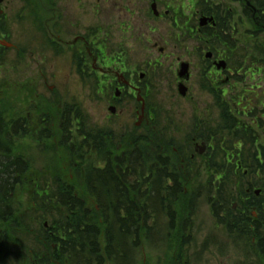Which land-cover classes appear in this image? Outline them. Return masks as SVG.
<instances>
[{
  "label": "rangeland",
  "instance_id": "obj_1",
  "mask_svg": "<svg viewBox=\"0 0 264 264\" xmlns=\"http://www.w3.org/2000/svg\"><path fill=\"white\" fill-rule=\"evenodd\" d=\"M195 1L197 0H158L160 9H175L176 15L181 17L184 24H196L198 26V21L195 22L196 9L193 7ZM260 1V4L264 5V0ZM111 2V0L66 1L64 7L67 13V22L63 26L64 32L60 35L65 45L62 46L64 53L56 55L48 45L46 46V41L51 39L46 30H44L46 33L44 38L31 21L24 24L18 22V15L25 18L22 1L6 0L1 6L5 16L0 21L4 23L5 27L0 30V42L14 46L7 54H3L0 45V99L5 98L6 101L14 104L17 108L15 113L21 116L27 110L34 112V109L45 108L46 113L51 111L47 115L51 121L45 119L41 123L42 119L40 120L36 115L31 116L34 125L42 128L47 125L54 127L57 125L56 122H59L58 128H60L65 122L61 118L58 119L59 114L58 112L54 113V111L57 110V107L62 109L63 104H68L73 110L80 111L81 115L73 112L80 119L78 122L76 120L74 122L76 127L73 129L74 134L83 136L82 132L92 133L98 129H113L120 132L119 138L125 142L127 134L124 137L121 132L128 128L131 130L130 136L132 135L137 121L135 115L137 103L131 99L132 95L127 90L124 92L127 96L121 95L115 105V88L120 82H124L117 74L122 72L127 80L131 79L135 86L142 90V94L147 92L146 97L151 103L150 108L153 107V109L158 110V113L163 106L165 107L162 108L163 111L172 110L170 111L171 114L175 116V120L179 122L182 128V131L180 130L177 134L180 144H176V147L180 149L179 154L182 160L190 159L194 153V144H186L185 135L191 132L189 130H192L196 119L201 122L202 120L209 122V127L211 130L213 129L212 133L216 131L215 129L222 127V124L224 125L221 118V111L223 110L217 107V98L219 104L223 103L229 107L228 111L232 114L234 122L239 125L236 132L240 135L243 131L249 130L248 135L250 137L248 140H254L257 150H264V68L262 69L264 66V34L254 31L252 21L246 22V18L243 27L234 32L233 45L227 49L230 50L227 51L228 70L223 73L222 77H218L214 74L210 75L207 71V64L203 61L205 53L201 54L204 45L198 41L195 43L194 39L185 36L181 31L174 28L171 18L155 22L152 17L146 15L147 20L144 19L143 24H147V27H139L140 23L134 21L138 25L136 30H126L125 27H120L124 22H127L126 16L120 15L116 11L114 14ZM222 2L223 0H215V4ZM44 7L43 4L42 9ZM148 9L150 8L148 7ZM114 17H118L117 23H115ZM96 27H102L103 30H100L93 37L90 31ZM78 36H85L86 42L83 46L82 43H79L74 48H70ZM87 43H89L88 46ZM213 45L211 44V46ZM99 48H101V54L97 51ZM217 49L222 53L225 50L221 47H217ZM89 50L96 52L98 58L96 71L93 69L92 60H87ZM77 55L81 60L77 58ZM77 62L81 64L84 74L79 73L80 66L77 65ZM182 62L191 65V78L186 83L189 94L186 98L181 97L178 93L180 81L177 74ZM251 64H254L252 68ZM140 75H145L143 80L140 79ZM51 87H54V90H51ZM213 88L218 90V95L212 94ZM223 89L227 91L225 94L222 93L224 96L219 93ZM209 92L211 93L209 94ZM37 95L44 96L43 101L52 103V105L42 103V100L38 102ZM35 99L37 100L35 101ZM57 104L59 105L57 106ZM236 105H240L241 108L237 110ZM110 106L116 107V114H111ZM242 109H245L246 113L253 114L256 119L253 120L251 115L248 117L238 115L242 113ZM52 115L55 116L52 117ZM204 126L208 125L204 124L200 130L201 125H199L196 134L202 133ZM188 127L189 132L187 131ZM136 133L141 134L140 131ZM234 135L235 133L230 134L223 131L219 136L222 142L220 139L212 142L211 151L208 150L206 156L203 158L196 157L192 164L187 162L189 168L194 166L192 175L197 176L192 188L195 189L194 195L198 198L194 205L195 215L192 214V222L188 223L189 217L186 216V207L190 202L178 201L179 197L174 198L176 202H172L171 210H163L160 213L161 216H156L149 221L148 226L151 232L145 233L144 236H134L131 232L125 233L123 231L117 233L116 228L114 229V213L104 214L99 211L100 216H102L99 218L102 221L101 224L105 227L110 225L111 228L103 231L102 226L99 227L102 229L101 232L82 233L87 234L84 235L87 238L83 239L89 260L86 263L94 264L102 257L105 264H264L253 247L254 241L251 240V237H246L240 231L231 233L227 226L226 212H222V218L225 222L223 225L214 217L209 202L208 191L219 189L220 186L216 181L217 176L214 175L215 171L219 170V166L223 165L221 164L223 159L219 154L226 150V145L232 141ZM147 142L149 143H143L139 146L140 151L143 149L142 157L145 163L148 162L149 171L153 169L150 174H147L152 178V182L149 189L151 202H149L148 208L143 207L146 220L153 206L158 209L161 208L160 200L162 201V198L159 191L161 174L155 170L164 166L160 160L166 154L162 149L158 151L154 146L157 145L156 142H159L158 138H150ZM152 142L155 143L152 144ZM26 144L29 149V161L32 165L30 172H52L56 165L54 164V151H51L50 145H47L45 141L46 145L42 146L41 143L34 140L33 142L27 141ZM85 144L89 145V143H84V146ZM134 149L135 147L132 145L126 147L123 144L118 151L116 150L115 155L109 154L108 156L115 161L111 163L112 169L120 167L119 163L122 161L131 162V158L136 153L133 151ZM250 150V146L247 145V148L243 149V154L249 153ZM62 151L64 150L62 149ZM162 155L164 156L161 157ZM67 157L68 155L65 154L58 156L60 163L63 161V166L66 165V167L68 166L64 162H66ZM185 163L186 161L175 158L173 170L177 167L183 168ZM79 164V162L78 164L72 162L69 164L70 167L65 169L71 179L74 175H78L77 173L80 175L84 173L83 168H74ZM106 165L108 162L101 161L98 166L103 168ZM187 171L181 173L190 174L191 171ZM110 173L115 174V176H122L118 173ZM128 179L130 184L132 181L131 174ZM143 179L141 193L144 198ZM211 181H214L215 184L213 185ZM128 185L123 183L121 192L116 194V201L107 200L108 207L117 206L125 198L123 188L131 191ZM250 185L254 186L252 189L263 190L264 173L257 172L242 183V187L237 191L240 194L234 193V197L238 196L242 200L240 206L238 205V208L233 210L236 217H242L256 211V208L252 206V204L257 203L254 198L263 201L262 205L264 206V193L260 198H256L253 192L248 194L247 190H249ZM184 192L187 193V190ZM22 196V210L25 212L29 209L30 197L28 194H22ZM172 197L173 195L166 196L167 199L170 198L171 200ZM130 200L131 197L129 196L127 201L130 202ZM215 200L220 203L218 198ZM249 202L251 204L250 209H244L243 205ZM235 204L237 203L235 202ZM96 207L99 208L98 205ZM180 207L183 208L180 211L182 220H178L179 215L175 214L174 220L177 221L175 225L188 223L187 228H184L180 236H187L188 234L190 236L188 237L189 242L181 241V239L176 240L179 234L170 236L169 230L172 219L169 218ZM19 213L17 206L15 217H19ZM254 226L255 224H253V231ZM189 227L190 230H188ZM128 228L130 227L126 225L125 230ZM10 239V243L0 256V264L25 262L30 254L29 250L22 248L20 237L10 236ZM187 243L189 244L187 245Z\"/></svg>",
  "mask_w": 264,
  "mask_h": 264
},
{
  "label": "trees",
  "instance_id": "obj_2",
  "mask_svg": "<svg viewBox=\"0 0 264 264\" xmlns=\"http://www.w3.org/2000/svg\"><path fill=\"white\" fill-rule=\"evenodd\" d=\"M28 19L45 38L46 33L41 29V26H38L37 17L30 16ZM21 21H23L22 18ZM1 29H3V25L0 23ZM219 31H214L211 34V39H214L212 44L214 45L210 46V49L217 55H219V50L214 47L217 42L222 43V41H225L233 45L232 33L225 36ZM50 43L53 42L46 41V46L48 45L52 50L57 51L56 45ZM1 51L3 54H7L11 50L1 48ZM19 55L21 54L19 53ZM252 65L254 64H251V68ZM37 97L35 98L38 99V102L42 100V103L52 105V103L43 101L44 96L37 95ZM148 106H151L150 102H148ZM56 109L54 113L58 112V119L61 118L65 123L60 128H58L59 122H56L55 128L52 125L42 128L34 125L31 116L36 115L40 120L42 119L41 123H43L42 121L45 119L51 121L47 117L51 111L46 113L45 108L34 109V112L27 110L21 116L15 113L17 108L14 104L6 101L5 98L0 99V229L3 230L4 248L7 246L9 236H19L22 248L29 250L30 254L27 256V260L25 262L21 261V264H55V260L60 264H88L86 263L89 261L88 254L82 251L86 248L83 239L87 237L79 235L101 232L102 229H99V227L102 226L103 231L111 228L110 225L105 227L101 224L102 221L99 218L102 216H100V212L104 214L114 213V229L116 228L117 233L123 231L125 233L131 232L134 236H144L145 233L150 231L149 221L156 216H161L160 213L163 210L166 211V206L159 207V209L153 206L147 220L144 218L141 191L145 161L142 157L143 149L140 151L139 146L143 143H149L148 140L134 131L131 136L129 134L125 138L124 142L123 139L117 137L113 129H98L92 133L82 132L83 136L74 134L73 129H76L74 122L80 120L77 118V114L81 116L80 111L73 110L68 104H63L62 109L59 107ZM54 116L52 115V117ZM228 120L231 121L232 119L228 118ZM232 126L233 123L230 125L229 131L236 134L237 129ZM248 137H250L248 134L239 135L237 133L236 137L232 138L233 140L226 145V150L219 154L223 159V163H221L223 165L219 166L220 176L217 177L220 186L216 190L210 189L208 195L210 196L209 202L214 217L225 225L222 212H226L229 231L231 233L240 231L246 237L250 236L251 240L255 239L256 242L253 247L259 258L264 262L263 201L254 198L257 203L252 204V206L256 208V218L252 217V213L236 217L233 211L235 202L240 206L242 201L240 197H234V193H239L237 191L242 187V183L259 171L264 173V150H257L254 140H248ZM33 140L41 143L42 146L46 145V141L47 145L52 148L51 151H54V164L56 167H53L52 172H30L32 165L29 161V149L26 142H33ZM80 140L84 142L82 143ZM235 141L237 142L234 143ZM84 143H89V145L85 144L84 146ZM154 143L152 142V144ZM121 144H125L126 147L132 145L135 147L133 151H136L131 158V162L125 160L119 163L121 168H131L133 170L130 184L128 180L130 175L115 176V174L109 172L112 168L111 163L115 161L108 155H115L122 146ZM156 144L158 145H154L156 149L161 151V144L159 142H156ZM247 145L250 146L251 150L249 153L243 154V149H246ZM63 154L68 155L66 162H64L68 167L72 162H76V164L79 162L80 164L74 168H83L84 173L82 175L77 173L78 175H74L71 179L68 171L65 170L68 167L63 166V161L60 163L58 159V156L60 157ZM174 156L173 153H166L164 158L160 160L164 164L162 168H170L173 171ZM98 157L101 158L98 159ZM100 160L108 162L103 170L98 166ZM179 160L182 161L181 158ZM185 161L186 165L181 169L190 170L191 172L190 174L179 173L181 188L178 192V201L195 204L198 198L194 195L195 189L192 188L197 176L192 175L194 166L189 168L187 165V162L192 164L195 160L186 159ZM123 183L125 185L129 184L131 191L123 188L125 198L117 206L108 207L107 200L116 201V194L121 192ZM185 190H187V193L184 192ZM22 194H28L30 197L29 209L25 212L22 210L23 206L21 204ZM129 196L131 197L130 202L127 201ZM216 198L219 199L220 203L216 202ZM17 205L20 211L19 217H15ZM96 205L99 206V210L96 209ZM105 205L107 206L105 207ZM188 206L186 211L190 210ZM243 206L244 209L248 210L251 204L249 202ZM182 210L183 208L180 207L171 216L172 223L169 232L170 236L179 234L176 240L181 239L180 234L184 228H187L188 224L175 225L177 221L174 220V215L178 214V220H182L180 213ZM104 216L107 217V215ZM46 223L48 228L45 227ZM253 224H255L254 231L252 230ZM126 225L130 227L127 230H125ZM53 245H57V249H53ZM94 264H105L104 259L101 257Z\"/></svg>",
  "mask_w": 264,
  "mask_h": 264
},
{
  "label": "flooded vegetation",
  "instance_id": "obj_3",
  "mask_svg": "<svg viewBox=\"0 0 264 264\" xmlns=\"http://www.w3.org/2000/svg\"><path fill=\"white\" fill-rule=\"evenodd\" d=\"M31 2L32 9H29L31 12V15L34 17H37V19L43 18V16L46 17L44 20V28L48 32V35L53 41H57L58 44L64 45V42L61 39V34L64 32V24L67 22V13L64 7V3L68 0H27ZM111 5H112V11L114 14H116L114 11L118 12L120 15H124L127 18V22H124L120 27L124 28L126 30L134 29L138 27L134 21H138L140 23L139 27H147V24H143V20L146 19V15L149 16L150 18L152 17L155 22L163 21L165 18H171V21L173 24L177 25L178 24V17H176L175 9H160V3L158 0H111ZM41 2L44 3V8L42 9ZM260 0H223L221 4H215V0H205L204 2V11L197 12L195 15V22H199L201 18H207V19H213V23L207 22V24L204 26L203 29L199 28L198 26H194L192 28V33L194 37H207L209 34L208 32L211 31H224L225 34L229 30H231L233 33L240 29V27H243L245 23L248 20L252 21L254 31H257L259 33L264 34V5L260 4ZM24 3V2H23ZM40 3V4H39ZM148 7L150 9H148ZM164 11V12H163ZM171 14H173V17H171ZM115 23L118 21V17H114ZM40 20H37L36 22L39 24ZM21 22V21H19ZM41 22V21H40ZM113 25V24H112ZM97 28V27H96ZM94 28V29H96ZM86 35V34H85ZM197 41H202L196 40L194 41L195 43ZM86 42V37L85 36H78L73 44L70 46V48H74L77 46V44L82 43V46ZM208 41H205L206 47H204L201 50L202 53H208L210 51H207V45ZM89 43H87V46ZM163 51V50H161ZM225 53L227 56V50H224V52L220 56H215L213 53L212 58H204L206 61V66H207V71L208 73L217 75L218 77H222L223 73L222 71L218 70L217 62L220 61H225ZM89 58L87 60H92L93 62V69L96 71V63L98 62V58L96 57V54L91 52L89 50ZM81 60V59H80ZM82 62V61H81ZM120 62H122V59H120ZM93 70V72H94ZM84 71V70H83ZM120 79H123L124 82L118 84V87L115 89H119L122 92L125 91H130V95L134 96L136 95V90L140 89L135 84L133 81L127 80L126 76L124 73L121 72V74H117ZM141 90V89H140ZM121 92V93H122ZM142 92V90H141ZM212 94H217L218 95V90L216 88H213V91H211ZM209 92V94L211 93ZM227 91L224 89L221 90L219 93L225 94ZM222 94V96H224ZM118 99H115V105L117 104ZM219 109H225L224 111H221V118L224 121V125L222 124V127L215 129L212 133L211 128L209 127V122H206V120L201 121H196L193 124L192 130H189V127L187 131H191L188 134L186 133L185 137V143L186 144H194V153L191 155V160H195L196 157H201L203 158L206 156L207 152L210 148V145L214 141H218L219 136L222 134L223 131L229 132L230 134H233L234 132H230L229 128V117H233L232 114L229 115L227 112V109L229 108L226 104L225 105H217ZM236 109L239 110L241 107L240 105H236ZM159 108V107H158ZM162 108H165L164 106ZM159 111L155 110L152 108L145 111V117L142 119V123L139 127L135 126L134 131H140L141 136L149 140L151 137L158 138L159 143L161 144V148L163 152H166L167 154H174V158L179 159L180 154L179 151L180 149L176 147V144H180L177 139V134L182 131V128L180 127V124L178 121L175 120V116L171 114L170 111L162 109ZM139 110L136 111V117L138 120V115H139ZM245 109H242V113L238 115H243V116H252L253 120L256 119L253 114L251 113H246ZM169 113V114H166ZM171 114V115H170ZM240 116H235V117H240ZM233 122V121H232ZM204 124H207L208 126H204L203 132L200 134L197 133V127L201 125L200 130ZM232 127H235V129L239 128V125H236V123L233 124ZM249 131V130H247ZM245 131H243L244 133ZM116 134H120V132L115 131ZM123 136L126 137L131 133V130L128 128H125L122 130ZM220 134V135H219ZM217 135V136H216ZM236 137V134L233 136ZM215 138V139H214ZM222 142V139H220ZM184 141V138H183ZM199 143H201V146H199ZM167 146V147H165ZM203 146V149L200 147ZM193 147V146H192ZM202 153V154H201ZM162 155L161 157H163ZM200 160V159H198ZM182 161H185L184 159ZM116 168V167H115ZM103 170L104 168H100ZM153 169H148V162L146 161L145 163V169L143 171L144 174V198H143V203L142 206L144 208H148L149 202L151 200L149 199V189H150V183L152 182V178L149 177V175L152 172ZM146 171V174H145ZM157 173L161 174L159 178V191H160V196L162 198V201L160 200V205L161 207L167 208L166 210H169L172 207V202H176L174 198L179 197L178 192H179V173L181 172H188L187 170H181L178 167L175 170L169 169H157L155 170ZM212 171V170H211ZM109 172H114L118 174H132V169L129 168H121L117 167L116 169H110ZM173 172V173H172ZM223 172V171H222ZM117 174V175H118ZM220 174L219 170L215 171V176H218ZM129 180V179H128ZM166 192V193H165ZM167 195H173L172 200L170 198H166ZM176 195V196H175ZM170 197V196H169ZM167 199V200H166ZM192 205V206H191ZM195 204L189 203L188 208L190 210L187 212L186 211V216L189 217V222H192V218L195 209H194ZM170 214V212L168 211ZM167 213V214H168ZM195 215V214H194ZM169 216V215H168ZM170 217V216H169ZM171 219V218H169ZM190 230V227L188 228ZM86 236L87 234H80L79 236ZM90 235V234H89ZM19 237V236H15ZM188 234L187 236H181V241H186L189 242L188 240ZM4 235H3V230L0 229V255L3 254L4 252ZM11 239L10 236L7 239V246L10 243ZM189 243H187L188 245ZM186 245V246H187ZM6 246V247H7ZM83 252L85 250H82Z\"/></svg>",
  "mask_w": 264,
  "mask_h": 264
},
{
  "label": "water",
  "instance_id": "obj_4",
  "mask_svg": "<svg viewBox=\"0 0 264 264\" xmlns=\"http://www.w3.org/2000/svg\"><path fill=\"white\" fill-rule=\"evenodd\" d=\"M4 0H0V4L3 3ZM212 21V20H211ZM208 20L207 19H204V20H201L200 22V25L201 27H204L206 24H207ZM2 46H5L6 48H11L12 45L11 44H8V43H4L2 42L1 43ZM207 58H211V54H208L207 55ZM226 68V64L224 62H221L218 64V69L221 70V69H225ZM179 78L182 79V80H188L189 77H190V74H189V65L184 63L181 65V68H180V71H179V74H178ZM144 76L142 75L141 76V79H143ZM178 90H179V94L182 96V97H185L187 95V92H188V89L187 87L184 85V84H180L179 87H178ZM120 96V93L117 92L116 93V97H119ZM138 101L139 102H142L143 106H142V115L139 117V122L137 123V126H140L141 123H142V119L144 117V112H145V103L143 101V99L140 97V91L138 93ZM109 111L112 113V114H115L116 113V109L114 107H111L109 109ZM202 154V153H201ZM260 191H256V195L259 196L260 195Z\"/></svg>",
  "mask_w": 264,
  "mask_h": 264
}]
</instances>
